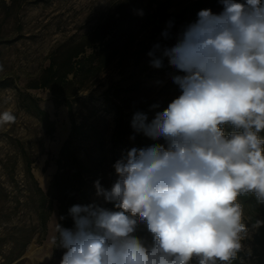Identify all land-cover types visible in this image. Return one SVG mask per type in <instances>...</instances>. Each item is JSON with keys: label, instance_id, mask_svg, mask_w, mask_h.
<instances>
[{"label": "clouds", "instance_id": "clouds-1", "mask_svg": "<svg viewBox=\"0 0 264 264\" xmlns=\"http://www.w3.org/2000/svg\"><path fill=\"white\" fill-rule=\"evenodd\" d=\"M218 2L222 11L201 9L174 45L148 52L151 67L167 59L182 73L172 76L179 94L167 108L150 121L139 111L132 118L136 133L164 143L132 147L113 165L111 187L94 182L96 196L115 210L76 204L72 228L56 223L60 264L237 259L248 231L239 198L252 194L264 203V0ZM173 26L168 21L165 40ZM15 121L0 112V127ZM141 223L151 240L136 234Z\"/></svg>", "mask_w": 264, "mask_h": 264}, {"label": "rangeland", "instance_id": "rangeland-1", "mask_svg": "<svg viewBox=\"0 0 264 264\" xmlns=\"http://www.w3.org/2000/svg\"><path fill=\"white\" fill-rule=\"evenodd\" d=\"M117 1L23 0L15 9L14 15L3 22V35L11 41L3 42L0 46V65L3 66L0 77H9L12 83L9 87L0 88V112L14 113L16 121L14 124L0 127V154L5 156L18 153L19 148L13 144V140L21 139L36 160L33 163V172L45 190H48L57 170V158L70 134L71 120L66 104L56 108L52 100L53 94L48 89L27 88L28 82L38 77L42 69L49 64V56L57 46L67 40H77L91 32ZM187 2L188 0L176 1L169 11L170 20L181 12ZM153 39L156 41L148 47ZM176 40L174 38L165 40L162 36L154 38L150 29L138 25L135 38L129 41L120 39L117 43L118 55L113 62L95 77L88 79L76 94L74 115L78 123L85 122L86 133L76 140L75 146L80 157L91 169V173L86 176L85 195L78 196L79 205L95 202L108 208L102 198L96 196L94 182L99 179L102 186L111 187L110 158L114 138L117 136V119L109 105L110 98L123 107L127 121L132 122L133 115L138 111L147 114L150 121L159 110L144 111L142 108L147 103L171 101L179 94L172 76L182 73L170 66L167 59L164 60V66L159 69L148 65L150 61L148 52L155 44L170 47ZM140 42L147 47V55L138 56L140 57L138 60L137 48ZM19 90L38 96L42 105L50 110L56 122L55 132L51 137L46 133L41 121L20 106ZM59 127L61 129H58ZM127 138L133 147L137 148L153 143H164L163 139L152 141L143 134L136 133L133 128ZM16 178L22 184L24 161L21 155L18 158ZM23 195L24 192L21 191L19 196L24 201ZM243 210L244 222L247 223L251 216L246 207L243 206ZM19 211L20 213L14 217L15 221L19 215L29 219L32 206L20 205ZM58 219L56 209L51 216L46 238L42 242L34 240L28 246L23 256V264H60L62 258L56 256L53 243ZM252 241L253 232L247 231L242 240L247 264H264L262 257L254 253Z\"/></svg>", "mask_w": 264, "mask_h": 264}, {"label": "trees", "instance_id": "trees-1", "mask_svg": "<svg viewBox=\"0 0 264 264\" xmlns=\"http://www.w3.org/2000/svg\"><path fill=\"white\" fill-rule=\"evenodd\" d=\"M22 1L0 0V46L3 42L11 41L3 35V22L14 15L15 9L21 5ZM176 1L118 0L91 32L77 40H67L57 46L49 56V64L42 69L38 77L28 82L27 88L48 89L53 94L52 100L56 108L62 104L67 105L71 130L60 149L57 170L48 190L39 184L33 172V163L36 160L21 139L13 140V144L19 148L18 153L5 156L0 154V264H23V256L28 246L34 240L42 242L46 238L51 216L56 209L59 217L58 223L65 228L73 227L74 222L69 209L79 204V195H85L86 176L91 173L89 165L80 157L75 146L76 140L86 133L84 131L85 122L78 123L74 115L73 105L77 99L76 94L88 79L95 77L113 62L118 55L117 43L120 39L129 41L135 38L138 25L144 29H150L154 38L162 36L161 33L170 21L169 11ZM206 8L216 13L222 11V5L218 0H188L181 12L171 19L174 22L170 30L171 39L176 40L183 29L196 20L198 11ZM138 10H142L143 15H139ZM151 41L148 47L156 40ZM139 46L137 48L138 60L143 54L147 55V47L143 45V42H140ZM11 83L12 80L9 77H0V88L9 87ZM18 99L20 106L36 116L51 137L55 132L56 122L50 110L42 105L40 98L31 92L19 90ZM109 101L117 119V136L114 138L110 158V185H112L117 178L113 165L126 155L133 145L127 138L132 129L131 121L125 119L123 107L116 100L110 98ZM170 102L169 100L150 102L142 109L163 111ZM153 105L157 107L154 108ZM231 130L230 126H226V132ZM261 135L264 136V132ZM19 155L24 161L22 184L16 178ZM21 191L24 192V201L19 196ZM239 201L248 209L251 216L245 224L248 231L253 232L252 249L255 254L262 257L264 262V203L257 202L252 194L240 197ZM20 205L32 206L31 218L25 219L19 215L18 220L15 221V215L20 213ZM107 206L115 210L113 204L108 203ZM61 217L64 219H60ZM136 234L151 240V235L143 223L139 225ZM64 250L55 247L56 256L62 258ZM191 264H197L195 258ZM232 264H247L243 249Z\"/></svg>", "mask_w": 264, "mask_h": 264}, {"label": "bare ground", "instance_id": "bare-ground-1", "mask_svg": "<svg viewBox=\"0 0 264 264\" xmlns=\"http://www.w3.org/2000/svg\"><path fill=\"white\" fill-rule=\"evenodd\" d=\"M58 129H61V127H59Z\"/></svg>", "mask_w": 264, "mask_h": 264}]
</instances>
